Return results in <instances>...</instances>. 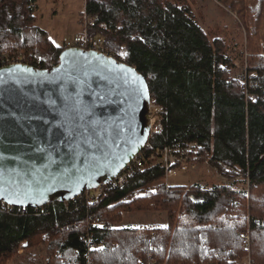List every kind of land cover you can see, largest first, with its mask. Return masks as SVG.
I'll return each mask as SVG.
<instances>
[{
	"label": "trees",
	"instance_id": "trees-1",
	"mask_svg": "<svg viewBox=\"0 0 264 264\" xmlns=\"http://www.w3.org/2000/svg\"><path fill=\"white\" fill-rule=\"evenodd\" d=\"M37 1L0 0V66L58 62L64 48L35 24ZM220 1L245 30L244 80L232 76L224 40L198 23L194 0H84L96 15L90 37L144 76L162 131L150 135L143 166L118 188L47 203L39 215L31 207L0 211V264L40 244L47 264H237L247 229L251 264H264V0ZM193 142L202 146L197 157L246 178L249 193L236 190L235 179L170 186L160 162L148 164L165 146ZM154 208L167 212L166 225L114 226L125 211Z\"/></svg>",
	"mask_w": 264,
	"mask_h": 264
},
{
	"label": "water",
	"instance_id": "water-1",
	"mask_svg": "<svg viewBox=\"0 0 264 264\" xmlns=\"http://www.w3.org/2000/svg\"><path fill=\"white\" fill-rule=\"evenodd\" d=\"M150 106L136 68L92 49L0 66V201L36 207L113 180L147 145Z\"/></svg>",
	"mask_w": 264,
	"mask_h": 264
},
{
	"label": "rangeland",
	"instance_id": "rangeland-1",
	"mask_svg": "<svg viewBox=\"0 0 264 264\" xmlns=\"http://www.w3.org/2000/svg\"><path fill=\"white\" fill-rule=\"evenodd\" d=\"M193 10L198 23L207 32L210 39L219 37L227 45V54L234 59L235 67L232 76L240 80L246 77L245 54V30L239 24L234 10H226L222 5L213 0H194ZM221 2V1H220ZM230 7V6H229ZM232 11V12H231ZM84 12V0H38L35 12V24L48 33L50 40L57 46L62 45L64 38H73L83 31L82 15ZM152 105V103H151ZM151 108V107H150ZM153 111V107H152ZM158 158L151 159L148 164H156ZM203 154L195 159L188 160L186 169H179L170 177H164V181L170 186H185L201 184L212 187L215 184H229L235 179L236 190H244L249 193L247 179L242 175L232 177L221 171H216L213 166L206 163ZM233 172V171H232ZM167 224V212L161 209L146 211L132 210L122 213V219L114 224L117 227H159ZM248 236V248L244 244L245 256L237 261V264H251V245L249 229L244 234ZM244 243V242H243ZM8 264H47L46 246L38 245L31 250L19 251Z\"/></svg>",
	"mask_w": 264,
	"mask_h": 264
},
{
	"label": "built area",
	"instance_id": "built-area-1",
	"mask_svg": "<svg viewBox=\"0 0 264 264\" xmlns=\"http://www.w3.org/2000/svg\"><path fill=\"white\" fill-rule=\"evenodd\" d=\"M214 2L222 5L220 0H213ZM226 10L230 11L229 6L222 5ZM232 12V11H231ZM96 18V15H88L85 10L82 15V25L83 31L81 34L74 36L73 38H64L62 41L63 48H84V49H92L95 51H99L104 53L108 56H111L108 48L105 46L104 41L101 37H90L89 35V28L92 26ZM4 62V61H2ZM8 62V61H7ZM18 61H12L11 63H15ZM10 64V63H9ZM7 65V64H6ZM150 135L153 133H160L162 131V123H161V107L151 105L150 106ZM153 107V111H152ZM202 146L193 142V143H186V144H175L171 146H165L159 150V159L158 162L163 166L165 177H170L176 173L179 169H186L188 166V160L195 159L197 157L196 151L201 149ZM154 156L152 155L150 159H153ZM144 153L142 150L135 156V158L127 164L117 175L116 177L104 184L99 185L97 188L85 191L89 199H94L98 194L103 193L107 190L115 189L122 186L128 178L133 174V172L141 168L144 162ZM208 163V161H206ZM214 170L220 171L221 169L224 170H231V167L224 163H218L216 166H213ZM45 205V204H44ZM44 205L31 207L33 215H39L40 213L46 211ZM0 211L7 212V213H26L27 207H19V206H12L8 205L2 201H0ZM244 244L248 248L249 241L248 236H244ZM89 248H93L94 245L89 242ZM143 264V263H140Z\"/></svg>",
	"mask_w": 264,
	"mask_h": 264
},
{
	"label": "snow or ice",
	"instance_id": "snow-or-ice-1",
	"mask_svg": "<svg viewBox=\"0 0 264 264\" xmlns=\"http://www.w3.org/2000/svg\"><path fill=\"white\" fill-rule=\"evenodd\" d=\"M11 202V201H10Z\"/></svg>",
	"mask_w": 264,
	"mask_h": 264
}]
</instances>
